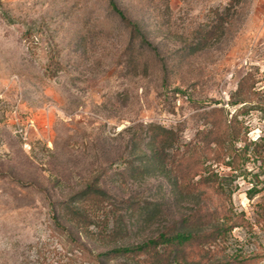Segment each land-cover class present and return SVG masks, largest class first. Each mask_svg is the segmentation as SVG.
Masks as SVG:
<instances>
[{"label": "rangeland", "instance_id": "374dc122", "mask_svg": "<svg viewBox=\"0 0 264 264\" xmlns=\"http://www.w3.org/2000/svg\"><path fill=\"white\" fill-rule=\"evenodd\" d=\"M117 1L149 43L132 40L108 0H0V264L151 263L103 252L155 237L199 203L136 171L149 123L175 128L186 143L237 114L244 136L264 143V0H240L224 33L206 43L201 35L231 0ZM259 151L220 168L248 221L224 243L187 246L185 264L264 249V145ZM92 181L119 204L155 203V215L129 216L117 242L95 224L81 230L64 206Z\"/></svg>", "mask_w": 264, "mask_h": 264}, {"label": "trees", "instance_id": "16d2710c", "mask_svg": "<svg viewBox=\"0 0 264 264\" xmlns=\"http://www.w3.org/2000/svg\"><path fill=\"white\" fill-rule=\"evenodd\" d=\"M108 2L109 7L131 28L132 40L141 37L143 42L149 43L139 23L126 16L118 1ZM240 2L231 0L228 5L217 10L219 23L217 21L218 24H213L200 39L206 43L216 35H222L228 17ZM219 109L225 112L224 108ZM200 133L203 134L200 139L183 143L175 128L154 122L147 124L142 136L138 137L139 142H145L146 145V151L140 156L145 167H136V171L140 174L143 172L144 175L149 171L151 175L165 178L178 195L196 196L199 205L176 223L165 226L155 237L135 245L114 247L103 252V255H113L112 258L145 255L147 259L150 256L153 258L148 264H185L189 261L187 246H196L202 251L207 243L211 245L218 240L224 243L228 239V233L241 225V219L248 221L244 213L238 212L231 204L233 191L222 178L220 168L237 169L248 154L261 155L259 147L264 143L248 140L244 136L245 131L243 132V126L237 120V114H233L231 118L226 116L224 122H211V126L202 129L198 134ZM239 142H244V146H238ZM257 191V188L249 189V196L253 197ZM122 201L124 204L117 203L98 181H92L65 204L64 211L67 219L81 230L87 231L89 225L95 224L101 228L104 239L117 242L128 233L133 224L128 220L129 216H138L137 213H140L137 221L144 218L148 220L155 215L156 210L155 203H134L131 199ZM257 223L264 228V214L259 215ZM202 257L201 252L200 258ZM263 259L264 249H261L248 255H235L216 264H259Z\"/></svg>", "mask_w": 264, "mask_h": 264}]
</instances>
